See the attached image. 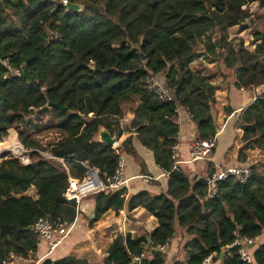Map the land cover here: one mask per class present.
Returning a JSON list of instances; mask_svg holds the SVG:
<instances>
[{
	"label": "trees",
	"instance_id": "16d2710c",
	"mask_svg": "<svg viewBox=\"0 0 264 264\" xmlns=\"http://www.w3.org/2000/svg\"><path fill=\"white\" fill-rule=\"evenodd\" d=\"M67 1L82 4L83 9L68 11L61 0H0V140L14 125L39 128V122L26 120L36 112L39 118L50 115V128L62 133L44 148L53 158L41 155L42 146L19 132L29 156L0 161V264L10 253L27 259L37 252L40 240L27 228H33L39 217L53 225L74 221L78 204L65 193L69 178L85 177V165L98 169L104 180L117 168L118 150L145 172L134 140L169 172L166 191L153 195L143 190L128 199L125 188L90 193L86 198L94 201V216L88 219L89 226L108 210L124 206L128 211L143 208L158 225L137 237L118 234L103 264H130L133 256L169 242L177 230H184L187 239L181 247L183 260L173 264H202L212 253V262L250 264L227 246L236 228L250 237L264 234V162L250 166L252 174L245 184L230 176L218 182L216 193L209 197L212 164L204 176L190 178L180 166L172 169V147L178 142V108L192 114L197 139L216 143L213 108L218 86L192 70L195 59L232 72L237 89L264 84V15L259 16L262 30L254 34L253 50L227 39L231 27L249 26L250 10L242 6L256 2L263 8L264 0ZM217 32L218 49L212 41ZM5 58L11 68L21 70L20 75L2 64ZM147 75L158 77L174 100L162 101L150 93L144 85ZM128 111L133 118L125 131L137 128L136 135L130 134L115 148L95 138L99 126L120 137L124 130L119 119ZM235 125L242 130L239 162H245L248 148L264 152V93L239 113ZM14 134L10 146L16 142ZM21 143L18 154L24 148ZM31 187L37 198L27 194ZM251 255V264H264V239ZM164 262L162 254L145 259L146 264ZM42 264L89 263L65 255L45 258Z\"/></svg>",
	"mask_w": 264,
	"mask_h": 264
},
{
	"label": "crops",
	"instance_id": "0c3cea01",
	"mask_svg": "<svg viewBox=\"0 0 264 264\" xmlns=\"http://www.w3.org/2000/svg\"><path fill=\"white\" fill-rule=\"evenodd\" d=\"M261 11L260 14L264 15V7L261 8ZM236 27L234 26L230 29L233 30ZM238 32H241V29ZM243 34V32L238 33V37H243ZM240 42L242 41L236 43V38L233 39L236 47L239 46ZM243 46L249 50H253L255 43L252 44L251 48L247 45ZM201 61L203 60L201 59ZM205 65H207V68H192V70L206 75L214 85L218 86V89L215 91L216 102L213 108V118L217 127L215 151L214 153H210L208 163L212 164L211 167H214V171L217 172L218 170L234 166H251L252 163L260 162L261 160L257 159L251 160L253 157L252 154L254 153L264 156V152L255 147L248 148L245 151V162H239L237 160L238 151L243 144L240 141L242 130L236 127L235 122L237 116L244 108L250 105L255 99L261 97L264 93V84L237 89L233 85L232 72L224 67L218 66L217 63L207 62ZM226 108H230L231 112L228 113ZM132 118L133 114L128 111L120 119L121 126H126ZM177 127L178 149L176 151V160L179 162L180 168L190 178L193 176H204L209 167L206 162H190L189 153L191 139L196 133L195 125L192 120L190 121L187 118L186 111L182 108H180L177 115ZM130 134L136 135L133 130L131 133L124 132L120 138L117 137V142L114 147L121 144ZM133 142L139 156L144 161L143 169L145 172L141 170V167L136 164L130 155L123 152L127 156L126 175L131 177L128 184L123 187L126 191V198L128 199L130 196L143 190H147L153 195L165 192L167 189L168 175H164V170L154 163L150 150L138 144L136 140ZM27 194L34 198L38 197L34 187H31L27 191ZM93 208L94 201L82 197L78 205L76 217L70 224L72 226L71 230L64 237L61 245L50 256L45 257L47 252L46 242L40 240L37 252L30 258L20 259L19 264H42L45 258L56 260L65 255L85 259L89 264H103L107 257V248L118 234L130 233L133 237H137L150 233L158 225L157 219L143 208L138 207L132 211H128L127 207L124 206L123 209L118 211L108 210L97 222L89 226L87 213ZM176 233V236L167 242V246L161 250L160 254H151L149 248V251L146 252V258L151 260L154 255L162 254L165 256L164 264H173L175 261L183 260L184 256L181 252V247L187 237L184 230H177ZM211 264H219V262H211Z\"/></svg>",
	"mask_w": 264,
	"mask_h": 264
},
{
	"label": "built area",
	"instance_id": "2783aa9c",
	"mask_svg": "<svg viewBox=\"0 0 264 264\" xmlns=\"http://www.w3.org/2000/svg\"><path fill=\"white\" fill-rule=\"evenodd\" d=\"M62 4L66 6L68 3L67 0H61ZM251 3L248 5L242 6V8H248L251 11V7H255L257 4ZM252 4H254L252 6ZM252 13V12H251ZM53 37H57L55 33H52ZM2 64L6 66L11 72L15 75H20V69L19 68H11L8 58H5L2 60ZM144 85L146 89L152 93L155 97L162 101H173L174 97L173 94L164 86V84L161 82V80L153 75H147L144 78ZM187 118L191 121L192 120V114L189 113L186 109ZM180 111V108L177 109V115ZM121 120L119 119V122ZM121 124V123H120ZM215 146L214 140H199L196 138V136L193 135V138L191 139V147H190V162H205L209 160V155L212 152V149ZM113 148H115L113 146ZM178 149V144H175L172 147V159H174L173 162V170L179 169V162L176 160V151ZM116 152L119 155L117 168L114 171V174L111 176L106 177L104 180H101L99 177V171L98 169L94 167H88L87 165V172L83 179H75V178H69V187L65 193V197L68 200H75L76 203L79 205V202L82 197H86V195L98 191H115L120 188L125 187L128 182L130 181L131 177H128L126 175V164H127V156L123 152H119L116 150ZM30 150L26 152V154L20 155L21 158H27L29 156ZM41 155H43L46 158H53L54 156L52 154H46L39 152ZM59 161L63 162L62 158H59ZM252 171L250 169V166L244 165V166H234L222 170H218L217 172L213 173L210 177V188H209V197H212L216 191H217V183L228 178V177H234L238 182L245 184L249 177L251 176ZM164 175L169 176V172L164 171ZM71 179H75L77 185H83L87 181H90L91 184H93V189L79 193L73 192L71 190ZM79 193V194H77ZM70 225H65V223L58 221L57 224L53 225L47 218L39 217L32 228V230L37 234L39 240L46 242L47 246V252L45 254V257L50 256L62 243L64 237L69 233L71 230ZM57 235V236H56ZM261 236H247L244 234H241L239 230L236 228L233 231V240L232 242L227 246L229 249L234 248L236 249V252L240 258L241 261L246 263H252V255H251V249L256 246L260 242ZM167 246V243L164 245L159 246L158 248L160 250H163ZM215 256L214 253L209 254L203 261L202 264H211L213 257ZM30 258V257H29ZM21 258L16 257L14 254L10 253L8 257L2 260L1 264H19V260ZM146 252H141L138 255L133 256L132 261L130 264H146ZM187 264V263H183Z\"/></svg>",
	"mask_w": 264,
	"mask_h": 264
},
{
	"label": "rangeland",
	"instance_id": "374dc122",
	"mask_svg": "<svg viewBox=\"0 0 264 264\" xmlns=\"http://www.w3.org/2000/svg\"><path fill=\"white\" fill-rule=\"evenodd\" d=\"M253 5L254 4H252V6ZM251 9H253L254 12L251 13V16H250L251 20L249 21V26H248V28L241 30V32L244 33L243 37H238V33H241V32H238V31H240V29L236 27L233 30L232 29L228 30V37H227L228 41L229 40L233 41V39L236 38V43L239 41H242L243 45H245V46L247 45L249 48H251L252 44L255 43V37H254L255 32L258 30H262L261 21L259 20L260 13L262 11H261V8H259L258 6L251 7ZM234 33H235V35H234ZM202 60L204 62L201 61V59L194 60L190 64L191 68H193V69L207 68V65H205L207 62L204 59H202ZM126 107H128V105H126ZM36 111H38V110H36ZM37 113L38 112L27 116L26 120L32 119V120H34V123L39 122L38 123L39 128H35L34 125L29 126V125H25V124H23V125L19 124V125H14L13 127L8 129V134L0 140V141H2V145L0 147V153H1L0 154V161L7 158V157L21 158L20 155L26 154V152L29 151L28 149H26L23 146L20 139L18 138L19 132H22L28 138L36 140L43 148L41 150V152L43 154L44 153L49 154L48 150H45L44 148H47V147L49 148L50 143L56 141L61 136L62 133H60L58 130L50 128V125L48 124V120H49L50 115L42 114L41 115L42 118H39L40 116ZM122 128H123L124 132L127 133V131H125V129L127 127L123 126ZM13 132L15 133L14 135L16 138V142L14 143V145L10 146L11 143L15 140V139L12 140L10 142V144L8 145L9 139L11 137L10 135ZM19 142L24 147L21 149L20 154H18L16 151L17 147L20 145ZM118 142H119V140H118ZM252 156H253L251 158L252 161L254 159L264 161V156H260V155L255 154V153L252 154ZM205 162L207 165L209 164L208 161H205ZM262 239H264V236L261 238V240Z\"/></svg>",
	"mask_w": 264,
	"mask_h": 264
},
{
	"label": "water",
	"instance_id": "95a60500",
	"mask_svg": "<svg viewBox=\"0 0 264 264\" xmlns=\"http://www.w3.org/2000/svg\"><path fill=\"white\" fill-rule=\"evenodd\" d=\"M66 9L69 10H73V11H81L83 9V5L79 4V3H72V2H68L66 4ZM262 38H263V43H264V33L262 34ZM213 43L215 44L216 48L218 49L220 46V34L217 32L212 39ZM138 49L140 50V48L138 47ZM142 58H145L144 55H142ZM51 106L58 108L62 111H65L66 108L62 107L59 103H52ZM133 132L136 133L137 132V128L133 129ZM95 138L102 143H105L108 146H114L117 142V136L116 135H112L110 134V132H108V130L104 127V126H99L96 136ZM87 216L89 219H92L94 216V208L91 209L88 213ZM32 227H28L27 230H31ZM21 230V228H20ZM148 242H149V238H147ZM150 253L151 254H160L161 250H159L158 248L155 247H150ZM224 254V250H222L220 252V258H222Z\"/></svg>",
	"mask_w": 264,
	"mask_h": 264
},
{
	"label": "bare ground",
	"instance_id": "6f19581e",
	"mask_svg": "<svg viewBox=\"0 0 264 264\" xmlns=\"http://www.w3.org/2000/svg\"><path fill=\"white\" fill-rule=\"evenodd\" d=\"M2 145V141H0V147ZM71 190L75 193V192H79V193H83V192H87L91 189H93V184L90 183V181H87L85 184L83 185H77L75 179H71ZM77 193V194H79Z\"/></svg>",
	"mask_w": 264,
	"mask_h": 264
}]
</instances>
